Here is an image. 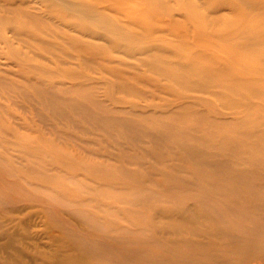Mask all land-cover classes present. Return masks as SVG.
Listing matches in <instances>:
<instances>
[{
	"label": "bare ground",
	"instance_id": "bare-ground-1",
	"mask_svg": "<svg viewBox=\"0 0 264 264\" xmlns=\"http://www.w3.org/2000/svg\"><path fill=\"white\" fill-rule=\"evenodd\" d=\"M0 264H264V0H0Z\"/></svg>",
	"mask_w": 264,
	"mask_h": 264
},
{
	"label": "rangeland",
	"instance_id": "rangeland-1",
	"mask_svg": "<svg viewBox=\"0 0 264 264\" xmlns=\"http://www.w3.org/2000/svg\"><path fill=\"white\" fill-rule=\"evenodd\" d=\"M155 35H161V33L156 32L154 34V36ZM93 74L95 76H98V74H96V73H93ZM99 94H100V97L102 99H104L103 91H100ZM16 100H18V103L20 106L25 107L24 110L22 108H20V106L19 107L15 106L13 103L14 101L11 99L3 100V103L9 109H11L12 112H14L16 115L26 116V117L30 118V120H32L35 123L34 124L35 126L37 125L38 127L41 126L43 128V124H41V122L35 116L36 110H34L33 106L31 105L32 103L30 104L29 102H27L25 99H22L21 97H19V98L17 97ZM44 111H45V114L50 117L51 114L47 110H44ZM53 120H54L53 122L59 123L57 125L58 129L61 128L65 131L70 130V129H67V127H63L64 124H67V125L69 124L66 120H64V119H60V121H59V119L58 120L53 119ZM49 122H51V121H49ZM84 125L88 126V123L85 122ZM63 130H62V132H64ZM71 131H73V133L75 132L76 134H82L78 131H74V130H71ZM88 136H90V135H88ZM76 194L77 193H69V196L74 197V196H76ZM83 196H85V195H83ZM44 221H45L44 217L41 214H38V215L31 217L27 223V226L29 227L28 230L31 233H33V235L36 237L37 243H48L49 242L48 234H47V232H45L47 230H46V224ZM54 243H57V242H54Z\"/></svg>",
	"mask_w": 264,
	"mask_h": 264
}]
</instances>
